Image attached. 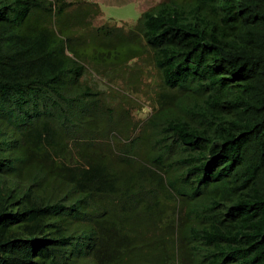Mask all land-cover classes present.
I'll list each match as a JSON object with an SVG mask.
<instances>
[{"label":"trees","instance_id":"16d2710c","mask_svg":"<svg viewBox=\"0 0 264 264\" xmlns=\"http://www.w3.org/2000/svg\"><path fill=\"white\" fill-rule=\"evenodd\" d=\"M0 264H264V0H0Z\"/></svg>","mask_w":264,"mask_h":264},{"label":"rangeland","instance_id":"374dc122","mask_svg":"<svg viewBox=\"0 0 264 264\" xmlns=\"http://www.w3.org/2000/svg\"><path fill=\"white\" fill-rule=\"evenodd\" d=\"M99 4L103 11V19L118 24H133L141 13L159 0H89ZM149 109V108H147ZM147 109L143 112L145 113Z\"/></svg>","mask_w":264,"mask_h":264}]
</instances>
